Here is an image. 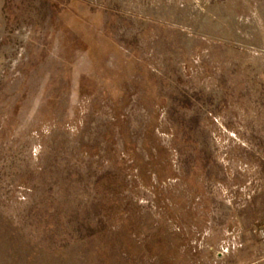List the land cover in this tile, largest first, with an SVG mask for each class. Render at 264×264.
<instances>
[{
    "label": "rangeland",
    "instance_id": "rangeland-1",
    "mask_svg": "<svg viewBox=\"0 0 264 264\" xmlns=\"http://www.w3.org/2000/svg\"><path fill=\"white\" fill-rule=\"evenodd\" d=\"M260 227L264 0H0V264H264Z\"/></svg>",
    "mask_w": 264,
    "mask_h": 264
},
{
    "label": "built area",
    "instance_id": "built-area-1",
    "mask_svg": "<svg viewBox=\"0 0 264 264\" xmlns=\"http://www.w3.org/2000/svg\"><path fill=\"white\" fill-rule=\"evenodd\" d=\"M258 235L260 237V239L262 240V242L264 243V227H260L258 230Z\"/></svg>",
    "mask_w": 264,
    "mask_h": 264
},
{
    "label": "trees",
    "instance_id": "trees-1",
    "mask_svg": "<svg viewBox=\"0 0 264 264\" xmlns=\"http://www.w3.org/2000/svg\"><path fill=\"white\" fill-rule=\"evenodd\" d=\"M117 186V185H116ZM112 195V194H111ZM112 198H113V196H112ZM104 213V212H103Z\"/></svg>",
    "mask_w": 264,
    "mask_h": 264
}]
</instances>
